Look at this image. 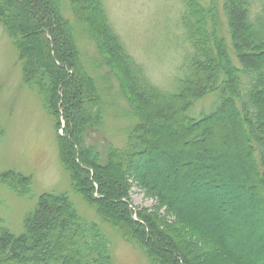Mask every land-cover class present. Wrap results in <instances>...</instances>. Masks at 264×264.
<instances>
[{
	"label": "trees",
	"instance_id": "trees-1",
	"mask_svg": "<svg viewBox=\"0 0 264 264\" xmlns=\"http://www.w3.org/2000/svg\"><path fill=\"white\" fill-rule=\"evenodd\" d=\"M180 1L190 51L183 78L164 91L104 0H0L23 82L54 121L73 191L96 213L80 215L66 193H44L19 235L0 213V264H118L106 226L149 264H264V0ZM107 82L131 121L122 147L105 135ZM209 100L213 110L198 113ZM0 182L31 196L29 175L10 170ZM133 187L158 207L135 210Z\"/></svg>",
	"mask_w": 264,
	"mask_h": 264
},
{
	"label": "rangeland",
	"instance_id": "rangeland-1",
	"mask_svg": "<svg viewBox=\"0 0 264 264\" xmlns=\"http://www.w3.org/2000/svg\"><path fill=\"white\" fill-rule=\"evenodd\" d=\"M104 2L116 32L136 61L144 66L150 80L164 91H174L178 80L184 76L181 69L190 51L180 25L181 1ZM81 37L82 34L79 35V43L84 55L91 60L94 46L85 36L83 40ZM113 85V82L102 84L108 105L105 135L122 147L125 144L123 134L131 121L124 115L126 102L115 92L117 87ZM212 103L211 100L200 102L197 112L204 108L207 109L204 112L213 110ZM10 170L32 177V193L28 198L17 197L0 182L3 226L12 233L19 235L23 232L26 216L44 193H66L80 215L88 210L95 213L73 191L69 174L60 160L54 121L44 110L38 92L24 84L14 43L0 24V175ZM131 199L135 210L144 209L150 213L158 207L155 200L145 196L137 187H133ZM159 212L163 215L165 208ZM166 219L176 222L171 215ZM106 227L111 233L118 264H149L137 247L125 242L111 227ZM195 239L193 236L191 242Z\"/></svg>",
	"mask_w": 264,
	"mask_h": 264
}]
</instances>
